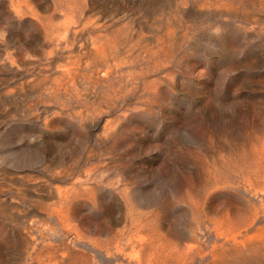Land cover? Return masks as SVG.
I'll return each instance as SVG.
<instances>
[{
  "label": "rangeland",
  "instance_id": "1",
  "mask_svg": "<svg viewBox=\"0 0 264 264\" xmlns=\"http://www.w3.org/2000/svg\"><path fill=\"white\" fill-rule=\"evenodd\" d=\"M0 264H264V0H0Z\"/></svg>",
  "mask_w": 264,
  "mask_h": 264
}]
</instances>
